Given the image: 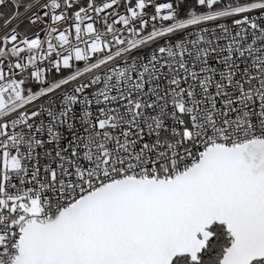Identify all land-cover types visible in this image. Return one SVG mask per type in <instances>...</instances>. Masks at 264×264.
I'll return each instance as SVG.
<instances>
[{"label":"snow or ice","instance_id":"snow-or-ice-1","mask_svg":"<svg viewBox=\"0 0 264 264\" xmlns=\"http://www.w3.org/2000/svg\"><path fill=\"white\" fill-rule=\"evenodd\" d=\"M0 264H264V0H0Z\"/></svg>","mask_w":264,"mask_h":264}]
</instances>
